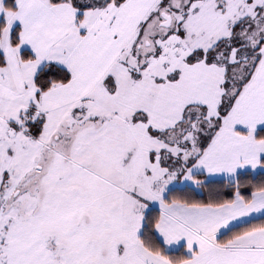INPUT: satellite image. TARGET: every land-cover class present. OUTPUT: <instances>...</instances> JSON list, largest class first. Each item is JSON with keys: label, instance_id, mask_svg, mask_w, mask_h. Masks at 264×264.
<instances>
[{"label": "snow or ice", "instance_id": "6c2138e0", "mask_svg": "<svg viewBox=\"0 0 264 264\" xmlns=\"http://www.w3.org/2000/svg\"><path fill=\"white\" fill-rule=\"evenodd\" d=\"M0 264H264V0H0Z\"/></svg>", "mask_w": 264, "mask_h": 264}]
</instances>
